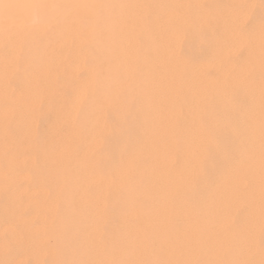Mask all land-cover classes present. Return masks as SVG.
Masks as SVG:
<instances>
[{
  "label": "bare ground",
  "instance_id": "obj_1",
  "mask_svg": "<svg viewBox=\"0 0 264 264\" xmlns=\"http://www.w3.org/2000/svg\"><path fill=\"white\" fill-rule=\"evenodd\" d=\"M29 9L75 34L28 49L34 108L0 109V264H264V0Z\"/></svg>",
  "mask_w": 264,
  "mask_h": 264
},
{
  "label": "rangeland",
  "instance_id": "obj_2",
  "mask_svg": "<svg viewBox=\"0 0 264 264\" xmlns=\"http://www.w3.org/2000/svg\"><path fill=\"white\" fill-rule=\"evenodd\" d=\"M32 3H34V0H0V20L8 19V14L13 12L12 14L15 15L12 16V19L16 21V27L10 32L0 26V43H8L7 37L10 36V33L13 40H16V37L20 39L19 43L21 45V48L15 53V60L5 61V63L0 61V109L4 107L12 109L34 108L39 99V87L37 88L35 84V66L32 64L29 66L24 65L28 49H33L40 42L44 44L60 42L56 33L65 28L71 29L72 34H75L72 23H69L70 26L69 24L58 25L53 23L39 26V17L29 9ZM132 9L124 8V10ZM40 29H42L43 36H45L40 37L44 39L36 38L40 34ZM75 40L71 39V42ZM49 123V116H44V118L38 120L37 131L40 133L41 138H39L42 139V143L50 140ZM35 145L38 146V142ZM22 154L19 152L14 156H21ZM20 203H27L25 197ZM18 256L19 252L14 251L10 257L15 259Z\"/></svg>",
  "mask_w": 264,
  "mask_h": 264
}]
</instances>
